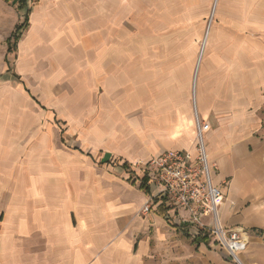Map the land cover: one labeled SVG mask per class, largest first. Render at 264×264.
I'll list each match as a JSON object with an SVG mask.
<instances>
[{
	"label": "crops",
	"instance_id": "1",
	"mask_svg": "<svg viewBox=\"0 0 264 264\" xmlns=\"http://www.w3.org/2000/svg\"><path fill=\"white\" fill-rule=\"evenodd\" d=\"M102 1L36 0L25 14L16 0H0V49L8 54L7 39L23 18L14 51L74 47L88 52L98 71L101 50H114L119 85L128 50L129 108L144 116L137 124L145 138L141 161L165 151L195 157V116L206 121L213 183L224 194L220 222L246 232L250 242L264 239V0H217L214 8V0H179L177 10L162 14L156 42L147 20L153 0H129L135 11L124 48L107 41L116 22L105 20ZM138 4L146 11L139 14ZM1 146L0 243L35 245L30 253L1 249L0 264H229L211 248L214 238L159 198L138 171L135 179H146L149 193L114 178L116 186L80 199L52 187L47 173L13 170L18 160ZM199 236L206 240L193 242Z\"/></svg>",
	"mask_w": 264,
	"mask_h": 264
},
{
	"label": "rangeland",
	"instance_id": "2",
	"mask_svg": "<svg viewBox=\"0 0 264 264\" xmlns=\"http://www.w3.org/2000/svg\"><path fill=\"white\" fill-rule=\"evenodd\" d=\"M35 1L26 0L25 14ZM178 1L153 0L148 5L154 42L161 38L162 14L177 10ZM101 5L105 20L116 22L115 35L107 41L126 47L130 40L129 0H103ZM140 9L146 11L145 4H138L139 14ZM5 48L0 49V148H8L10 160L16 156L18 162L10 164L13 170L47 173L52 187L80 199L96 198L99 191L120 182L122 187L137 188L136 168L146 161H141L145 138L140 127L137 129L144 116L131 113L129 108L128 50L122 51L119 85L115 84L119 68L114 66V50H101L97 71V65L87 62L91 61L88 52L74 47L16 50L7 55ZM124 162L134 171L133 176L120 167ZM114 178L117 184H113ZM210 242L213 250L227 256L229 264H239L215 239ZM34 245L0 243V250L30 253ZM238 256L243 264H264V239H248Z\"/></svg>",
	"mask_w": 264,
	"mask_h": 264
},
{
	"label": "built area",
	"instance_id": "3",
	"mask_svg": "<svg viewBox=\"0 0 264 264\" xmlns=\"http://www.w3.org/2000/svg\"><path fill=\"white\" fill-rule=\"evenodd\" d=\"M217 1V0H214ZM197 155L186 151H165L151 156L137 166L138 173L157 186V196L163 198L175 210L189 213L191 222L205 230L239 264V254L247 245L244 231L225 228L219 219V206L224 194L213 183V168L209 161L204 133L210 126L195 116ZM151 200L145 202L143 211L148 212ZM209 218L203 221L202 218Z\"/></svg>",
	"mask_w": 264,
	"mask_h": 264
},
{
	"label": "trees",
	"instance_id": "4",
	"mask_svg": "<svg viewBox=\"0 0 264 264\" xmlns=\"http://www.w3.org/2000/svg\"><path fill=\"white\" fill-rule=\"evenodd\" d=\"M17 4H18V8H23L26 6V0H16ZM29 12V10H27V13ZM25 23L26 20L24 19V21L22 22V24H18L14 31L11 33V35L8 37L7 39V53L13 52L16 46V42L17 40L20 38V36L22 35L23 30L25 29ZM9 70V68H8ZM122 169H124V171L126 172H131V170L129 169V166L126 162L122 163L120 166ZM132 173V172H131ZM139 188L144 190L145 193H149V187L147 185V180L144 179L141 181ZM206 240V236H202V237H195L193 239V242H201V241H205Z\"/></svg>",
	"mask_w": 264,
	"mask_h": 264
},
{
	"label": "bare ground",
	"instance_id": "5",
	"mask_svg": "<svg viewBox=\"0 0 264 264\" xmlns=\"http://www.w3.org/2000/svg\"><path fill=\"white\" fill-rule=\"evenodd\" d=\"M215 4H216V1H213V8H214ZM213 8H212V10H214Z\"/></svg>",
	"mask_w": 264,
	"mask_h": 264
}]
</instances>
